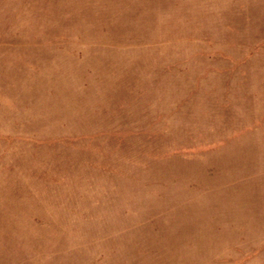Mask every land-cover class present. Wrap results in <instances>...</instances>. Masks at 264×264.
<instances>
[{"label":"rangeland","instance_id":"374dc122","mask_svg":"<svg viewBox=\"0 0 264 264\" xmlns=\"http://www.w3.org/2000/svg\"><path fill=\"white\" fill-rule=\"evenodd\" d=\"M0 264H264V0H0Z\"/></svg>","mask_w":264,"mask_h":264}]
</instances>
